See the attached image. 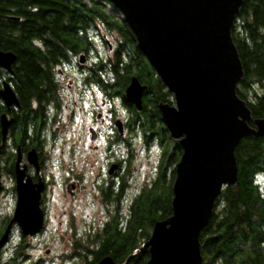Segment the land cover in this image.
I'll use <instances>...</instances> for the list:
<instances>
[{
	"label": "flooded vegetation",
	"instance_id": "obj_1",
	"mask_svg": "<svg viewBox=\"0 0 264 264\" xmlns=\"http://www.w3.org/2000/svg\"><path fill=\"white\" fill-rule=\"evenodd\" d=\"M110 25L89 21L83 31L76 32L77 47L61 55L48 72L40 99L32 96L25 105L7 106L0 96V264H48L55 260L87 264L98 251L125 249L130 243L125 222L147 188H141L125 214V194L130 177L134 180L130 165L137 156L132 140L139 137L143 147L154 145L158 150L155 178L146 182L153 184L148 190L161 187L165 162L168 169L174 161L175 173L182 149L170 138L160 110L161 106L175 108L174 95L141 53L127 23ZM13 78V73H0V90L6 82L17 98ZM132 85L136 86L133 98H139V108L126 96ZM77 114H89L90 119H79L83 122L79 123ZM67 125L78 126L75 131L79 136L80 130L85 131L94 149L69 150L67 160L60 158L61 164L56 166L51 154ZM100 141L99 150L95 144ZM19 178L32 191H39L43 223L33 235H24L13 220ZM58 195L56 233L46 236L51 219L56 217L51 203ZM86 197L88 212L83 219L77 201ZM56 235L61 251L58 256L46 257L52 254L49 246L56 242ZM118 235H123L121 239L125 236L124 245L113 239ZM142 250L148 253L143 247L133 257ZM104 257L117 263L107 254L100 260Z\"/></svg>",
	"mask_w": 264,
	"mask_h": 264
},
{
	"label": "water",
	"instance_id": "obj_2",
	"mask_svg": "<svg viewBox=\"0 0 264 264\" xmlns=\"http://www.w3.org/2000/svg\"><path fill=\"white\" fill-rule=\"evenodd\" d=\"M107 1L121 12L141 53L173 93L175 108L160 110L169 136L182 149L175 165L171 215L155 221L146 242L122 264L143 247L149 255L145 264H202L200 233L223 187L237 181L235 148L245 137L264 136V117L252 120L251 127V111L236 94L243 69L231 29L244 0ZM15 61L14 53L0 50V68L12 73ZM135 87L126 96L139 108ZM262 88L264 93V78ZM0 96L7 106L18 105L6 82ZM17 191L13 220L24 235H33L43 223L39 191L21 178ZM96 264L117 263L104 257Z\"/></svg>",
	"mask_w": 264,
	"mask_h": 264
},
{
	"label": "trees",
	"instance_id": "obj_3",
	"mask_svg": "<svg viewBox=\"0 0 264 264\" xmlns=\"http://www.w3.org/2000/svg\"><path fill=\"white\" fill-rule=\"evenodd\" d=\"M89 21L124 23L120 11L107 0H0V50L16 56L13 86L21 106L32 96L41 98L48 72L61 55L77 47L76 32L83 31ZM231 36L243 69L236 94L250 109L249 125L253 127L252 120L264 117V93L254 86L262 87L264 78V0L243 1ZM0 73L7 72L0 69ZM174 144L180 150L178 143ZM234 155L237 181L223 187L200 233L202 264H264V193L258 185L264 178V136L243 138ZM166 166L165 162L162 176ZM174 176L173 168L170 183L162 177L161 187L167 188L166 192L160 193L161 187L147 190L138 201L144 204L143 208L137 206L138 202L134 205L132 217L125 225V236L130 241L127 247L98 251L87 264L98 262L105 254L121 264L149 238L153 223L171 215ZM118 236L113 239L124 245L125 236ZM148 259L147 251L142 250L129 264H145Z\"/></svg>",
	"mask_w": 264,
	"mask_h": 264
},
{
	"label": "rangeland",
	"instance_id": "obj_4",
	"mask_svg": "<svg viewBox=\"0 0 264 264\" xmlns=\"http://www.w3.org/2000/svg\"><path fill=\"white\" fill-rule=\"evenodd\" d=\"M100 51H102L103 47L99 45ZM256 90L258 92H262L263 93V88L258 86V85H254ZM76 118L82 119H90L89 114H86L85 117L83 115L79 116L77 114ZM82 122L79 120V123ZM83 123V122H82ZM78 126L74 127L71 125H67L64 128V132L60 134L54 148L52 151L51 156H55L54 157V163L56 166H59L61 164V159L63 160H67L68 154L67 152L69 150H87L91 147V149H94V147H92L94 145L93 142L90 141L89 139V135H86L85 131H81L80 130V136L78 135V133L75 131V129H77ZM79 131V130H78ZM50 145V144H49ZM95 145L98 146L97 149H102V141H100L99 143H96ZM131 145L133 147V151H135L137 153V156L134 157V161L133 163L130 165L131 166V170L133 171L134 175V180L132 179V176L129 179V186L128 189L126 191L125 194V202H124V212L125 214H127V210L128 208L130 209L131 205L130 202L131 200L136 197L139 192L141 191V188L143 186H146L147 188L150 186L152 187L153 184L148 185L146 182L150 181L152 178H155V172H156V165H157V160H158V150L156 148V146H152L149 149H146V147H143L142 145V141L140 140V138H136L134 140L131 141ZM62 150L63 153L62 154H58V151ZM164 165V164H163ZM170 166L168 169H166L164 176V181L165 183H170L171 180V170L174 168V164L168 165ZM260 179V178H259ZM259 187H260V191L261 193H264V178L260 179L259 182ZM146 188L145 191H147L148 189ZM163 188V189H162ZM58 190V188H57ZM161 190L166 192L167 188L165 187H161V189L159 190L161 193ZM152 195H154V193H152ZM60 196H56L55 200L51 203V204H55L54 208L56 209V217L53 219H51V222L49 223L48 227H47V232H46V236H51V234L56 233V225H57V221H58V201H56V199H58ZM89 199L86 197L84 200H81L80 202H78V205L81 206V210H79V208H77V211L81 214V217H83V219L85 216V213L88 212V208L85 207V203L88 202ZM137 206L141 209L143 208L144 204L142 202H138ZM132 212V211H131ZM92 212H90L91 214ZM52 216V214H51ZM126 218V217H125ZM126 223V222H125ZM96 225V223H95ZM151 230V229H150ZM151 232V231H150ZM44 235V234H43ZM56 242L51 243L49 246V249L51 251V255L50 256H46V257H54V256H58L59 252L61 251V245L59 243V237L58 235H56L55 237ZM48 264H60V262L58 260H55L53 263L50 262Z\"/></svg>",
	"mask_w": 264,
	"mask_h": 264
}]
</instances>
